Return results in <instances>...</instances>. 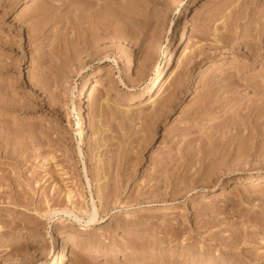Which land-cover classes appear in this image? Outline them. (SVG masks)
I'll return each instance as SVG.
<instances>
[{
  "label": "rangeland",
  "instance_id": "374dc122",
  "mask_svg": "<svg viewBox=\"0 0 264 264\" xmlns=\"http://www.w3.org/2000/svg\"><path fill=\"white\" fill-rule=\"evenodd\" d=\"M3 1L0 96L7 98L0 100V264H264V181L253 184L264 178V112L257 113L264 100L252 96L253 83L264 78V58L251 63L242 45L264 20V0H125L130 6L114 0L121 7L113 6L121 11L116 14L108 10L112 0H101V11L113 12L117 21L100 9L96 15L112 20L111 27L118 24L107 27L109 35L98 31L85 48L77 33L88 39L96 31L84 16L77 17L82 23L74 20L80 4L63 8L53 1V15L44 19L33 13L41 0H6L8 6ZM120 4L131 10L127 26L120 21ZM142 15L152 20L146 36ZM31 24L41 25L44 34L32 38ZM85 29L90 32L83 34ZM59 62L67 63L66 74L57 66L62 78L56 74ZM170 71L176 74L162 97L173 98L172 104L155 109L146 103L147 91L154 83L156 93L157 77L165 80ZM94 80L100 83L87 98ZM205 86V96L213 102L216 94L221 101L207 103ZM234 89L238 100L231 99ZM241 94L257 102L258 119H244L256 103ZM228 137L239 139L230 145ZM223 138L228 147L218 144ZM156 158L162 162L155 167ZM175 163L179 169L172 174ZM236 183L238 189L231 188ZM67 190L82 208L91 210V197L98 207L96 221L84 230L62 212L50 219L42 215L71 209ZM76 214L86 220V214Z\"/></svg>",
  "mask_w": 264,
  "mask_h": 264
},
{
  "label": "bare ground",
  "instance_id": "6f19581e",
  "mask_svg": "<svg viewBox=\"0 0 264 264\" xmlns=\"http://www.w3.org/2000/svg\"><path fill=\"white\" fill-rule=\"evenodd\" d=\"M1 1H3V0H1ZM5 1L6 0H4L3 1V3H5ZM11 1V0H10ZM42 1V0H41ZM40 1V2H41ZM53 1H56V2H59L60 3V5L61 6H63V8L66 6H69L68 4L72 1V3H76V6L77 5H79L80 4V7H76L78 10L77 11H75V6L73 5V7H74V11L76 12H73V13H75V14H73V15H75V16H73V18L74 17H80L81 16V19H83V16L85 17V19L86 20H88L89 21V23L91 24V26H92V24H93V28L91 29L92 31H96V34H94L92 37L93 38H91V37H89L88 39H85L86 37H87V35L88 34H86L88 31H86L87 29H85L84 31L83 30H81V32L83 31V34H84V32H86L85 34H86V37L84 38V35H80L79 34V32L77 33L80 37H81V39H80V37H78L79 39V42H81V44L83 45V48H85L86 46L88 47L89 45H91L92 44V39H94L95 37H96V35H97V32L98 31H101V33H103L104 35H109V33H111V32H109L108 31V29H107V27H109L110 28V30H111V28L113 29V27H115L116 26V24H118V22L115 24V22L117 21L116 20V17H115V14L117 13L115 10L116 9H118L117 7H120L119 5H118V3H116L117 2V0H116V2L114 1V0H112V1H109V2H112L111 4H112V8H113V6H117L116 7V9L114 10V8L112 9L111 7H109L108 8V10L110 9V10H112V11H115L114 13L112 12V13H110V14H112L114 17H115V22L113 23L112 22V24H114L112 27H111V23H110V21H112V20H110V19H112L113 18V16L112 15H110V14H108V12H107V14L109 15L108 17H110V16H112V18L110 17V19L108 18V17H106L107 19H105V17L104 16H106V12L104 11V12H102L101 11V8H100V6H102V9H103V7H105V5H104V3L101 1V0H70V1H67V0H44V5H42L40 2H38L39 4H41V5H35V6H38L37 8H35L34 10H36V12L34 11V10H32V11H34L33 13H39V14H41V18H43L44 17V19H46L48 16H51L52 17V13H51V10L53 11V5H55V4H53ZM77 1H79V2H77ZM100 1L103 3L102 5L100 4ZM105 1V0H104ZM129 1V0H128ZM128 1H126L125 2V0H123L121 3H124V5L127 3H129ZM141 1V0H140ZM140 1H139V3H140ZM143 1H145V0H143ZM151 1V0H150ZM81 2V3H80ZM149 2V1H148ZM147 2V3H148ZM106 3L107 4H109L107 1H106ZM141 3H142V1H141ZM146 3V4H147ZM2 4V3H1ZM6 4V3H5ZM71 4V3H70ZM110 4V5H111ZM126 4V6H130L129 4L127 5ZM4 5V4H3ZM7 6L9 5V2H8V4H6ZM12 5V4H11ZM104 5V6H103ZM109 5V6H110ZM120 5H122V4H120ZM124 5H122V7H123V13L122 14H120L121 15V22L122 23H124V24H122V25H128L130 22H131V20H130V22H129V19L131 18H129V15H130V12L129 11H131V10H128L129 9V7H128V9H127V7H125ZM56 6V5H55ZM65 7V8H66ZM34 8V7H33ZM188 8V4L186 5V9ZM98 9H100L99 10V12H101V13H103V14H105L104 16L100 13V14H98V16L96 15L97 14V12H98ZM120 10H121V7L119 8ZM117 10V11H119V13H121V11L120 10ZM30 11L28 12V9H27V12L30 14V12H31V9H29ZM133 10L134 9H132V12H133ZM125 11V12H124ZM85 12V13H84ZM237 12H239L240 13V11L238 10ZM243 12V11H242ZM253 12L254 11H252L251 12V14L250 13H248L251 17L252 16H254L253 15ZM28 13L27 14H25V15H28ZM32 13V12H31ZM33 13H32V15H33ZM51 13V14H50ZM143 13V12H142ZM145 13V12H144ZM49 14V15H48ZM140 14V13H139ZM147 14V13H146ZM145 14V15H146ZM242 14V13H241ZM254 14H255V12H254ZM36 15V14H35ZM48 15V16H47ZM100 15H101V17H100ZM145 15H142V18H143V16L145 17ZM147 15H149V13L147 14ZM151 15V14H150ZM29 16V15H28ZM27 16V17H28ZM47 16V17H46ZM55 16V15H54ZM54 16H53V18H54ZM117 16H118V14H117ZM139 16H141V14L139 15ZM154 16V15H153ZM249 16V17H250ZM26 17V18H27ZM30 17V16H29ZM46 17V18H45ZM51 17H49V18H51ZM56 17V16H55ZM146 17H148V16H146ZM151 17V16H150ZM150 17L149 18H143V19H140V21L142 20V22H141V24L142 25H140L141 27H143L142 28V30H141V33L142 34H147V31H148V29H150L151 28V21L152 20H150ZM57 18V17H56ZM76 18H74V20L76 19ZM99 18H103L102 20L100 19V20H98ZM117 18H119V17H117ZM153 18V17H152ZM151 18V19H152ZM237 18V17H236ZM78 20H80V22H81V19L80 18H77ZM76 19V21H77V23L79 22L78 20ZM105 19V20H104ZM120 19V18H119ZM155 19V18H154ZM153 19V20H154ZM251 19V18H250ZM254 19V18H253ZM54 20V19H53ZM73 20V19H72ZM156 20H157V18H156ZM52 21V19H50V21L48 20V23L49 22H51ZM55 22L57 21L56 19L54 20ZM53 21V22H54ZM119 21V20H118ZM119 21V22H120ZM45 22V21H44ZM44 22H41V24L42 23H44ZM54 22V23H55ZM79 22V23H80ZM33 23V22H32ZM46 23H47V21H46ZM45 23V24H46ZM82 23V22H81ZM88 23V22H87ZM90 24H87L88 26V30H90L89 29V27H90ZM255 24V23H254ZM253 24V25H254ZM43 25V27H44V24H42ZM81 25V24H80ZM109 25V26H108ZM160 25H162V24H160ZM30 26V25H29ZM28 26V27H29ZM36 27H38V25L36 26ZM34 25H33V27H32V24H31V26H30V28H27V30H29L30 29V31H28L29 33H37L36 35H40V33H41V31H42V29H43V27H42V29H41V25H39V27L38 28H36ZM80 27H82L83 28V26H80ZM86 27V28H87ZM150 27V28H149ZM254 27V29H253V31H254V33L253 34H250V36H249V33L247 32V31H245L246 32V35H247V37H250L249 39L248 38H245L246 36H245V33H244V36L245 37H243V33H242V37H243V39L245 38V40L244 41H242V45L244 44L247 48H248V54H246V55H248V57L247 56H245V58L247 59V60H249L251 63H258V61L259 60H262L263 58H264V20H263V22H257L256 24H255V26H253ZM82 28H80V29H82ZM122 28V27H121ZM140 28V27H139ZM157 28H160V27H157ZM39 29H40V31H39ZM141 29V28H140ZM160 29H162V28H160ZM159 29V30H160ZM90 30V31H91ZM123 30V31H122ZM122 30H120V32L122 31V33L125 31V28H123ZM89 31V32H90ZM91 31V32H92ZM113 31H115V32H119L118 30L116 31V30H113ZM249 31V30H248ZM88 32V33H89ZM114 32V33H115ZM119 32V33H120ZM28 33V34H29ZM94 33V32H93ZM92 33V34H93ZM157 33H160L159 31H157ZM35 34L34 35H32V34H29V36L30 35H32V38L34 37L35 38ZM41 34H44V33H41ZM47 34V33H46ZM82 34V33H81ZM112 34H113V32H112ZM111 35V34H110ZM143 35V36H144ZM48 36H49V34H48ZM59 36V35H58ZM58 36H55V37H58ZM83 36V37H82ZM98 36H99V34H98ZM146 36V35H145ZM37 37V36H36ZM45 37H47V36H45ZM181 37V36H180ZM241 37V38H242ZM31 38V37H30ZM96 38H98V37H96ZM96 38H95V40H96ZM56 39V38H55ZM55 39H53V40H55ZM60 39H62V38H60ZM76 39H77V35H76ZM56 40H58L59 42L61 41V40H59V39H56ZM94 40V42H96ZM77 41V40H76ZM6 41H4V43H5ZM53 42V41H52ZM78 41H77V44L79 43ZM1 43H3V42H1ZM53 43H57L56 41L55 42H53ZM52 43V46H55L56 47V44L54 45ZM5 44H8V43H5ZM58 44V43H57ZM60 44L62 45V43L60 42ZM76 44V45H77ZM80 44V45H81ZM1 45H3V44H1ZM59 45V44H58ZM60 45V46H61ZM51 46V47H52ZM4 47V46H3ZM6 47V46H5ZM4 47V48H5ZM77 48V47H76ZM75 48V50H73V51H75V53H76V50L77 51H79L78 49H76ZM82 48V47H81ZM246 48V49H247ZM250 49V50H249ZM66 48H65V52H66ZM200 50V49H199ZM185 51V49H182L181 50V53H183ZM75 53H73V54H75ZM69 54V53H68ZM71 54H72V52H71ZM64 56H67L68 57V55H67V53L64 55ZM42 57V56H41ZM43 57H44V55H43ZM67 57H65V58H67ZM105 57H108V56H105ZM64 58V59H65ZM68 58H72L71 56H69ZM72 59H74V57L72 58ZM103 59V58H102ZM101 59V60H102ZM105 59V58H104ZM44 60H45V57H44ZM65 60H67V59H65ZM64 60V61H65ZM69 60V59H68ZM108 60V59H107ZM168 60H170V57L168 58ZM40 62H43V60H42V58H41V61ZM45 62V61H44ZM62 62H63V60H62ZM60 63V65H56V70L58 69V67L60 68V70H61V72H63L64 74H66V73H68V70H67V68L64 66V64H67L66 62L63 64V63ZM68 62V61H67ZM248 62V61H247ZM100 63H104L103 61H100ZM61 64H63V65H61ZM3 65V64H2ZM2 65H0V68H2V67H4V65L2 66ZM248 65H249V63H248ZM2 66V67H1ZM58 66V67H57ZM5 68V67H4ZM58 71L59 70H57L56 72V74H59V76L60 75H64V74H62V73H58ZM70 72V71H69ZM240 72V71H239ZM40 73H42V72H40ZM185 72H179V74L180 75H182L183 76V74H184ZM238 73V72H237ZM43 74V73H42ZM42 74H39L38 75V77L40 76V75H42ZM55 74V76H57ZM175 72H172V71H170V73H169V75L166 77V79L165 80H163V78L162 79H158V77H157V82L158 83H160V88H159V90L155 93V90H156V86H155V88H154V83H152V85L149 87V89H148V91H147V94H148V99H147V102L146 103H148V104H151V105H155V109L157 108V106L159 107L160 105H162L163 107H165L166 108V106L168 107V106H170V103H171V100L173 99V98H170V97H167V98H163L162 96H163V93L167 90V88H168V86L171 84V81H172V79L174 78V76H175ZM256 75V74H255ZM58 76V77H59ZM229 76L230 77H235V78H237V80H238V78H240L239 76H238V74L237 75H234V74H232L231 75V73L229 74ZM228 76V77H229ZM238 76V77H237ZM263 77H264V74L262 75ZM261 76V78H263ZM41 77H43V76H41ZM61 77V76H60ZM63 77V76H62ZM61 77V78H62ZM253 77H254V75H253ZM257 78V77H256ZM260 78V79H261ZM59 79V78H58ZM246 79V78H245ZM55 81L57 80V79H54ZM61 80V79H60ZM59 80V81H60ZM232 80H234L235 81V79H230L229 81H232ZM241 80H243L242 79V77H241V79H239V81H241ZM249 80H251V79H249ZM262 80V79H261ZM246 80H244V82H245ZM249 82V81H248ZM255 82H257V81H255ZM253 83V85L252 86H254V84H255V86L254 87H252L253 88V92H252V96H254V94L255 95H257L258 94V96H255V97H258V98H261V99H263L264 100V78H263V80L262 81H260V83H258L257 82V85H256V83ZM100 83V82H99ZM99 83L97 82V80H94L93 82H92V84H91V87L89 88V90H88V92H87V94H86V96L85 97H87V98H91V97H93L94 96V94H95V91H96V89H97V87H98V85H99ZM250 84H252V83H250ZM250 84H247V86H249ZM243 85H246V84H243ZM176 87V86H175ZM179 87V86H178ZM208 88H209V86H207ZM231 88H229V89H231L232 91H233V89L232 88H234V86L232 87V86H230ZM246 87V86H245ZM251 87V86H250ZM180 88H181V86H180ZM207 88V89H208ZM183 89V88H182ZM248 90H249V87L247 88ZM246 89V90H247ZM175 91L176 92H178L177 94L179 95V91H180V89H178L177 87H176V89H175ZM182 91V90H181ZM211 90H210V88H209V92H210ZM234 91H235V89H234ZM250 91V90H249ZM0 92H2L1 90H0ZM183 92V91H182ZM205 92H206V86H205ZM204 92V96L206 95V94H208L207 92H208V90H207V92L205 93ZM218 92H219V90H218ZM236 92L237 91H235V95H234V92H233V95H232V97H231V95H230V97H231V99L234 97V96H236V100H238L240 97L238 96V95H236ZM3 93V92H2ZM232 93V92H231ZM230 93V94H231ZM178 95H176V96H178ZM214 95V94H213ZM216 95V94H215ZM215 95L214 96H212L211 95V97H214L213 98V102L211 101V98H210V96H205V98L207 97V98H209L210 100H207V103H210V102H212L213 104H215V102L217 101H221V99H222V97L220 96V100H217L218 98H215ZM244 95V94H243ZM243 95L241 94L240 96H242L241 97V99H244V97H246L245 99H246V101L247 100H249V98H250V96L249 97H247L246 95H244V97H243ZM261 97H260V96ZM3 95H1L0 96V100H1V97H2ZM175 96V95H174ZM173 96V97H174ZM4 97V96H3ZM216 97H218V94H217V96ZM229 97V96H228ZM4 98H7V96H5ZM225 98V97H224ZM238 98V99H237ZM252 98L253 97H251V99L250 100H252ZM257 98V99H258ZM8 99H9V97H8ZM7 99V100H8ZM214 99H216V100H214ZM226 99H227V97H226ZM229 99V98H228ZM228 99H227V101H228ZM240 99V100H241ZM4 101H5V99H3ZM206 100V99H205ZM230 100V99H229ZM233 100H234V98H233ZM249 100V101H250ZM260 100V99H259ZM263 100H261V101H263ZM8 101H10V102H8V103H10V105L12 104L11 103V99H9ZM209 101V102H208ZM242 101V100H241ZM248 101V102H249ZM253 101H255V99L253 100ZM3 101H0V104L2 103ZM7 102V101H6ZM6 102H4V104L6 103ZM200 102V101H199ZM203 101H201V103H202ZM230 102V101H229ZM251 103H252V105H254L255 103H256V105H255V109L253 108V107H250V106H248V105H251V104H248V105H246V106H248L247 108H248V110L247 111H249L248 113H247V111H246V115H249V114H251L248 118H247V116L246 115H243V116H245L244 117V119L246 118L247 120L248 119H250L251 117H253V119L255 120V119H258V117H260L259 115H260V113L262 114V112H264V110H262V109H264V107L262 108V106H264V101L263 102H259V104L261 103H263L262 104V106L260 107V109L262 110H259V109H257V110H259L257 113H259V115H257V113H256V106L258 105L257 104V102H252V101H250ZM24 103V102H23ZM22 103V104H23ZM204 104L206 103L205 101L203 102ZM203 103H202V106L204 107V105H203ZM227 103V102H226ZM241 103H243V102H241ZM254 103V104H253ZM21 104V105H22ZM172 104V103H171ZM212 104V105H213ZM228 104V103H227ZM226 104V105H227ZM6 105H8L7 103H6ZM24 105H26V104H23V106ZM197 105V106H196ZM194 107L195 108H197L198 107V105H199V103H197ZM211 105V104H210ZM211 105V106H212ZM161 106V107H162ZM211 106H210V108H211ZM161 107H160V109H161ZM194 107H192L193 109H194ZM207 107V106H206ZM206 107H204V108H206ZM153 108H154V106H153ZM200 108H201V106H200ZM259 108V107H258ZM164 109V108H163ZM193 109H192V111H193ZM198 109V108H197ZM202 110H203V108H201ZM209 109V108H208ZM165 111H166V109H164ZM207 110V109H206ZM205 110V111H206ZM190 111V110H189ZM191 111V112H192ZM195 111V110H194ZM199 111V110H198ZM253 111H254V113H253ZM164 112V111H163ZM165 113V112H164ZM164 113H163V115H164ZM189 113V112H188ZM238 113V112H237ZM162 114V113H161ZM160 114V115H161ZM232 114H233V112H232ZM236 114V113H235ZM235 114H233V115H235ZM252 114H253V116H252ZM163 115H161V116H163ZM189 115H190V113H189ZM188 115V116H189ZM262 115H264V114H262ZM238 117V116H240V115H235V117ZM254 116L256 117V116H258V117H256V118H254ZM236 117V118H237ZM190 118V117H189ZM243 118V117H242ZM239 119H241V118H239ZM252 119V118H251ZM252 119V120H253ZM80 120V119H79ZM190 120V119H189ZM236 120V119H235ZM241 120H243V119H241ZM251 120V121H252ZM81 121V120H80ZM188 121V120H187ZM194 121L195 120H193V123H194ZM238 121V124H239V120H237ZM247 123H248V121H246ZM246 122H243V123H246ZM188 123V122H187ZM190 123V122H189ZM236 123V122H235ZM240 123H241V121H240ZM253 123L255 124V122L253 121ZM82 124V122H80V125ZM191 125H192V122L190 123ZM232 124H234V123H232ZM237 125V124H236ZM240 125V124H239ZM191 127V126H190ZM80 128V127H79ZM186 128H187V126H186ZM233 128H235V125H234V127ZM236 129V128H235ZM189 130V127H188V129H187V131ZM264 130V129H263ZM236 131H237V129H236ZM190 131H188V133H189ZM260 132H262V131H260ZM79 133V137H80V141L77 143V147H78V153L80 154V155H82V149H81V146H82V133H81V131H79L78 132ZM187 133V134H188ZM233 134H235V132L233 133ZM186 135V134H185ZM239 135V134H238ZM190 136V135H189ZM226 135H224L223 137H225ZM230 136V135H229ZM232 136V135H231ZM240 136V135H239ZM233 137V136H232ZM225 138H227V136L225 137ZM225 138H223V139H225ZM241 138V137H240ZM228 139H230V141L231 140H233V139H231V138H229L228 137ZM235 139H239V138H235ZM234 139V140H235ZM211 140V139H210ZM233 140V141H234ZM214 141V140H213ZM223 142H221V141H218L219 143L218 144H220V146L222 145V146H226V147H228L225 143V141H226V139L225 140H222ZM230 141H228V142H230ZM241 141V140H240ZM239 141V142H240ZM210 142V141H209ZM215 142V141H214ZM225 142V143H224ZM213 143V142H212ZM231 143H233L232 141L229 143L230 145H231ZM210 144V143H209ZM215 144H217L216 142H215ZM215 144L213 145V146H211V147H213V148H216L217 146H219L218 144L216 145V147H215ZM236 145H237V143H235ZM235 145V146H236ZM240 145H241V143H240ZM239 145V143H238V145H237V147H238V149L241 147ZM244 144H242V146H243ZM234 146V145H233ZM240 146V147H239ZM226 147H224L225 149H226ZM236 147V148H237ZM217 148H219V147H217ZM223 149V147H220L219 149ZM241 149V148H240ZM216 150V149H215ZM218 150V149H217ZM170 153V152H169ZM180 157V156H179ZM182 157V156H181ZM171 157L169 156V159H170ZM174 160L175 159H177V158H173ZM173 159H171V162H172V160ZM155 160V159H154ZM153 160V161H154ZM160 160V158L159 159H157L156 158V161L155 162H157V161H159ZM173 160V161H174ZM167 161V160H166ZM159 162H162V160H160ZM159 162H157V163H154L153 162V165L154 164H157V166L159 165L158 163ZM165 162V161H164ZM175 162V161H174ZM166 164V163H165ZM177 164L178 165H180V164H182L181 162H180V164L178 163V161H177ZM176 163H175V165L176 166H178ZM188 165V164H187ZM155 167H156V165H154ZM160 166V165H159ZM161 166H163V165H161ZM171 167H172V170H171V172L173 171V173L172 174H174V172L176 173V171H177V168L179 169V166L178 167H176V166H173V165H170ZM170 167V168H171ZM83 171H84V176H85V179H86V184H87V188H90V182H89V178H88V176H87V173H86V168L85 167H83ZM170 172V173H171ZM178 172V171H177ZM170 173H168V174H170ZM171 174V175H172ZM171 175H169V177L171 176ZM168 177V176H167ZM168 177V178H169ZM168 178L167 179H165V180H168ZM170 179V178H169ZM264 181V178H255V179H253V184H259V183H261V182H263ZM238 183V182H237ZM233 184L232 186H231V188H233V189H238V187H239V185L238 184ZM89 191V190H88ZM64 196H65V198H66V201L69 203V205H71V209H64V210H62V211H56V210H51V209H47L46 210V212H43L42 213V215L44 216V218H46V219H50V218H52L53 216H56L58 213H60V212H62L63 214H66L67 216H69V217H71L72 218V220H74L75 222H77V223H82L81 225L82 226H84V228H83V230L85 229V228H88V225L90 224V223H94L95 221H96V219H97V216L99 215V212H98V207H97V205L95 204V202H94V200H93V198L91 197V203H90V205H91V210L89 211V209H84L85 207H83L82 208V206H80V205H77L75 202H74V199H75V195H74V193L72 194V192H71V190H67V191H65L64 192ZM100 201V200H99ZM100 203V202H99ZM77 205V206H76ZM79 206V207H78ZM76 212H79V214H86V220H83L84 218H82V217H80L78 214H76ZM35 213H38L39 214V212H35ZM65 215V216H66ZM68 233H66L65 235H67ZM213 235V234H212ZM235 235H237V234H235ZM247 236H249V234L247 235ZM251 237L250 238H253L252 237V235H250ZM233 237H236V236H234V234H233ZM236 238H238V237H236ZM235 239V238H234ZM233 239V240H234ZM236 240V239H235ZM235 240H234V243H235ZM58 241H61V240H58ZM237 241V240H236ZM240 241V240H239ZM239 241H237V244H238V242ZM230 242H232L233 243V241L231 240ZM229 242V243H230ZM243 243H244V240H243ZM225 244V243H224ZM227 244V243H226ZM240 244V243H239ZM230 245V244H229ZM233 245H236V244H233ZM232 245V247H234ZM246 245V244H245ZM238 246V245H237ZM228 247V246H227ZM234 248H236V247H234ZM140 249V248H139ZM143 249V248H142ZM237 249V248H236ZM239 249V248H238ZM147 251H148V249H146ZM55 252V251H54ZM241 252V251H240ZM237 253V252H236ZM259 254V253H258ZM105 255V254H104ZM240 255V254H239ZM256 255V254H255ZM261 255H263V254H261ZM259 256L260 255H257V257L259 258ZM171 257H173V256H171ZM235 257H237L238 258V256H235ZM240 257V256H239ZM256 257V256H255ZM255 257H253V258H249L251 261H253L254 259H256ZM261 257V256H260ZM263 257H264V255H263ZM241 258V257H240ZM240 258H238V259H240ZM168 259V258H167ZM173 259V258H172ZM261 259H263V258H261ZM166 260V259H165ZM174 260V259H173ZM248 260V259H247ZM256 260H259V259H256ZM172 261V260H171ZM255 261V260H254ZM57 262V261H56ZM174 262V261H173ZM177 262V261H176ZM246 262V261H245ZM260 262H261V260H260ZM263 262H264V259H263ZM150 264V262H147V264ZM168 263V262H167ZM170 263V262H169ZM187 263V262H186ZM194 263V262H193ZM48 264H53V262H51V263H48ZM143 264H145V263H143ZM153 264V263H152ZM260 264V263H259ZM263 264V263H262Z\"/></svg>",
  "mask_w": 264,
  "mask_h": 264
}]
</instances>
